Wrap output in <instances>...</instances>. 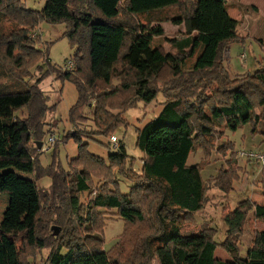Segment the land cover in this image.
I'll return each mask as SVG.
<instances>
[{
    "label": "trees",
    "instance_id": "trees-1",
    "mask_svg": "<svg viewBox=\"0 0 264 264\" xmlns=\"http://www.w3.org/2000/svg\"><path fill=\"white\" fill-rule=\"evenodd\" d=\"M172 9L177 15L161 16ZM164 21L183 26V38H167ZM42 23L65 27L62 36L75 48L72 70L52 66L41 39L28 36ZM238 29L226 0H45L39 11L0 0V198H8L0 264H36L37 255L44 264H235L215 258L213 229L183 234V223L203 210L210 186L227 196L238 180V155L225 132L251 124L264 137V70L231 79L224 68L229 47L244 40ZM156 38L172 51L153 47ZM32 69L43 75L34 83ZM49 75L76 88L70 125L89 121V108L93 134L109 140L129 129L128 111L163 97L158 116L135 131L138 171L122 142L105 162L80 144L88 137L75 130L63 142L73 138L78 157L67 169L55 157L43 167L38 145L55 110L41 91ZM197 150L203 158L189 166ZM227 155V170L203 182L209 160ZM46 178L50 184L39 188ZM118 178L134 184L127 194ZM86 193L94 197L83 206ZM103 211H115L124 223L121 250L102 249ZM224 212L228 249L236 248L251 212L253 221H264V204L249 200ZM243 264H264V231L254 233Z\"/></svg>",
    "mask_w": 264,
    "mask_h": 264
},
{
    "label": "rangeland",
    "instance_id": "rangeland-1",
    "mask_svg": "<svg viewBox=\"0 0 264 264\" xmlns=\"http://www.w3.org/2000/svg\"><path fill=\"white\" fill-rule=\"evenodd\" d=\"M21 1H23L24 7L31 11H39L45 2V0ZM226 2L228 4V9L237 13L239 34L244 39L240 41V43L234 44L236 47L233 48L232 46V49L229 50L226 56L227 61L230 56L228 63L230 73L232 75L237 74V77L233 79L244 75H251L260 69L264 70V18L260 15L256 17L253 15L247 16L245 12L246 7L239 4L243 3L257 6L260 8V13H262V11H264L262 0H226ZM234 4H236V6L231 7ZM250 11L252 12L253 10L250 9ZM174 15H177V12L172 9L166 11L161 16L169 18ZM140 20H142L143 23L147 22L145 18H140ZM247 20L249 21L247 22ZM249 22L251 26L245 31ZM160 25L165 31V36L167 38H183L185 32L183 26L177 27L167 21H164ZM64 31L65 27L63 25L54 26L42 23L28 33L30 38L39 37L41 39L39 49L47 50L50 64L59 70L65 68L66 63L70 60L72 61L75 54V48H72L67 39L62 36ZM159 45L163 46L167 52L172 51L168 43L156 38L153 41V47ZM238 48H240V52ZM241 51L244 52V60H241L239 56V54L242 53ZM195 60L196 56L189 59L184 70H189ZM42 71L45 73V68L42 69ZM42 77V73L34 69L31 70V83H34L38 78ZM41 91L48 99V106L52 108L55 105L54 114L49 113L45 120L48 125L45 127V132H47V134L41 143V155L39 154L41 156L39 159L43 167L48 166L49 161L55 157L60 166L67 169L68 162L78 157V144L73 138L63 142L64 137L75 130L78 132L82 131V133L88 137V139L82 137L80 144L85 145L86 150L91 155L105 162L107 161L108 154L116 153V148H118L119 143L122 142V144L126 146L127 156L134 159L133 169L135 171L140 169V157L142 155L135 147V131L137 128L143 127L146 123L158 116L162 109V103L164 102L161 95H159L148 107L141 105L139 109H133L126 113L125 118L128 120L130 127L128 130L121 129L115 133L113 137L116 138L117 142L113 147L108 138L93 134L94 127L91 122V109L87 108L84 111L89 121L78 123L75 126L70 125L68 118L69 112L78 99L76 88L72 83L64 82L61 84L54 79L53 75H49L42 82ZM17 116L23 118L26 116V111L19 112ZM50 137L55 138L53 144L47 141ZM224 139L232 143L234 153L238 155L236 158L240 169L237 172L238 180L236 182L234 181L235 183L227 196L219 192L214 186H210V190L207 192L206 205L202 211L192 215L183 223V234H198L203 229H213L216 232L215 242L218 244L217 250L215 251V258L223 262L243 264L247 255V250L251 247L254 233L264 231V221H253V214L251 212L236 248L228 249L223 247V243L226 240V226L223 224L222 219L225 215V210H229V212L233 211L238 203L244 200H249L259 205L264 204V167L260 165H251L250 163L252 161L246 157V154L250 155V153H260L264 155V137L258 132L253 133V126L251 124H246L235 132L227 130ZM54 145H56L55 149L53 148ZM47 147L49 148L48 151L46 150ZM220 157L213 156L212 160H209V164L202 169L200 176L203 182L216 177L218 171L227 170L226 161H228L229 155L225 157V160ZM202 158L203 153L197 150L190 156L188 165H196ZM21 176L29 178L24 174H21ZM50 181L49 178L40 180L38 182V187L46 188L50 184ZM118 184L123 194H127L131 187L134 186V184L123 178H118ZM93 197V194L88 195L86 193L81 198V204L86 206ZM6 198V196L0 198V218L2 217V210L4 209ZM103 213L105 216L104 226L101 228L102 232L99 235L103 241L102 249L108 252L113 246H118V249L121 250V236L124 223L115 216V211H103ZM46 255L47 253H43L44 257H46ZM36 264H44L39 255L36 257Z\"/></svg>",
    "mask_w": 264,
    "mask_h": 264
},
{
    "label": "crops",
    "instance_id": "crops-1",
    "mask_svg": "<svg viewBox=\"0 0 264 264\" xmlns=\"http://www.w3.org/2000/svg\"><path fill=\"white\" fill-rule=\"evenodd\" d=\"M241 6H243V7H246V9H245V12H246V14H247V16H249V15H253V16H262L263 18H264V11H262V13H260V8L259 7H257V6H251V5H249V4H243V3H239ZM262 4L264 5V3H263V1H262ZM234 6H236V4H234V5H232L231 7H234ZM250 7H255V9L257 10V12H255V11H250V9H248V8H250ZM228 14H229V16L231 17V18H233V19H235L237 22H239V20L237 19V13L236 12H232L231 10H229L228 9ZM262 14V15H261ZM261 17V18H262ZM249 20H247V22H248ZM251 22V21H250ZM250 22H249V24H248V26L246 27V29H245V31L247 30V29H249L250 28ZM239 30V29H238ZM244 31V32H245ZM233 46V48H235L236 47V45H232ZM232 46H230L229 47V50H231L232 49ZM238 46V45H237ZM238 51L240 52V48H238ZM242 52V51H241ZM228 54V53H227ZM227 54L225 55V58H224V68L226 69V71H227V73L229 74V76L233 79V78H235V77H237V74H235V75H232L231 73H230V68H229V66H228V63H229V59H230V56H229V58H228V61H227V59H226V56H227ZM241 55H244V52H242V53H240L239 54V56H241ZM227 61V62H226ZM251 165H256V166H258V164L257 163H255V162H251L250 163ZM7 201V202H6ZM7 204H8V198H6L5 199V205H4V209L2 210V214H3V212L5 211V209H6V207H7ZM1 219H2V217L0 218V221H1Z\"/></svg>",
    "mask_w": 264,
    "mask_h": 264
},
{
    "label": "built area",
    "instance_id": "built-area-1",
    "mask_svg": "<svg viewBox=\"0 0 264 264\" xmlns=\"http://www.w3.org/2000/svg\"><path fill=\"white\" fill-rule=\"evenodd\" d=\"M241 60H244L245 59V55H241ZM74 68V63L70 60L68 61V63H66V67L63 68L65 70H72ZM50 144H53L55 142V138L54 137H50L48 140H47ZM117 142L116 138L115 137H112L110 139V143L113 145L114 147V144ZM47 151L49 150V148L47 147L46 149ZM246 157L252 161V162H256L258 163L260 166L264 167V155L263 154H260V153H250V155L246 154Z\"/></svg>",
    "mask_w": 264,
    "mask_h": 264
},
{
    "label": "water",
    "instance_id": "water-1",
    "mask_svg": "<svg viewBox=\"0 0 264 264\" xmlns=\"http://www.w3.org/2000/svg\"><path fill=\"white\" fill-rule=\"evenodd\" d=\"M41 146H42V145H41V143H39V145H38V148L40 149V148H41Z\"/></svg>",
    "mask_w": 264,
    "mask_h": 264
}]
</instances>
